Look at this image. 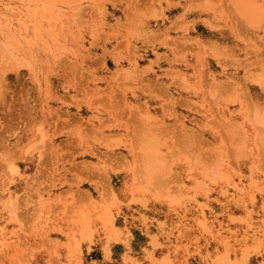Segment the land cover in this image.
Here are the masks:
<instances>
[{"label":"rangeland","instance_id":"1","mask_svg":"<svg viewBox=\"0 0 264 264\" xmlns=\"http://www.w3.org/2000/svg\"><path fill=\"white\" fill-rule=\"evenodd\" d=\"M228 1L0 0V264H264V0Z\"/></svg>","mask_w":264,"mask_h":264},{"label":"bare ground","instance_id":"2","mask_svg":"<svg viewBox=\"0 0 264 264\" xmlns=\"http://www.w3.org/2000/svg\"><path fill=\"white\" fill-rule=\"evenodd\" d=\"M234 0H232V1H228L229 2V5L231 4L232 5V7L230 6V8H233V6H234V2H236V0L233 2ZM257 1V0H256ZM227 2V3H228ZM253 2V1H252ZM263 2V1H262ZM236 3H238L237 4V7H234L233 9H235V8H237V9H239L238 11H237V13L238 14H241V15H237L236 14V12H235V10H233L234 11V16H235V14H236V20L238 19V16L240 17V18H243L244 17V14L243 13H240V12H247V14L249 13V12H252L251 13V15L253 14V13H255L256 15H258L257 14V12H258V10H259V8H261L262 7V5L264 4H262V3H258V4H262L260 7H258V5H256V4H254L253 5V3H251V2H249L248 0H237V2ZM236 3H235V6H236ZM255 3H257V2H255ZM228 6V5H227ZM229 7V6H228ZM255 7H257L258 8V10H256V8ZM264 8V7H263ZM263 8H261V9H263ZM236 9V10H237ZM254 10H256L255 12H254ZM260 12V11H259ZM261 12H263L264 13V9L263 10H261ZM260 12V13H261ZM259 13V14H260ZM263 13H261V15H262V17L264 16L263 15ZM250 14V13H249ZM250 15V16H251ZM256 15H252V18L251 17H249V18H251L250 20L252 21V23L253 22H255V20H258L260 17L259 16H257L256 17ZM260 15V16H261ZM253 17H255V18H253ZM244 19H247V18H245L244 17ZM244 19H242L245 23H247L246 22V20H244ZM253 19H255L254 21H253ZM262 19V18H261ZM238 20H240V19H238ZM249 19H247V21H248V23L249 22H251ZM243 21H241V23L243 22ZM261 21H263V20H261ZM257 22H260L259 20L257 21ZM248 23H247V25H248ZM244 24V23H243ZM250 24V23H249ZM257 24V23H256ZM6 49V48H5ZM10 52V51H9ZM7 53H8V50H7ZM7 55H9V56H11V54H7ZM14 56V55H13ZM256 116V115H255ZM257 118H259V115H258V117ZM256 117H255V119H257ZM262 118V117H261ZM261 118H259V119H261ZM264 118V117H263ZM261 122V121H260ZM262 124L264 123L263 121L261 122ZM144 129V128H143ZM148 129V128H147ZM147 129H146V132H147ZM149 131V130H148ZM145 132V131H144ZM135 135H139V133H135ZM145 135V134H144ZM143 136V135H142ZM139 137V136H138ZM142 138H144V136L142 137ZM147 138H149V137H147ZM146 139V138H145ZM155 139H156V137H155ZM154 139V140H155ZM142 140H144V139H142ZM150 141V140H149ZM148 142V141H147ZM151 142V141H150ZM145 144V143H144ZM140 146V145H139ZM156 146V144H154L153 143V141L151 142V144H149L148 146H147V149L146 150H148V155H146V158H147V164H148V167H149V169H150V171L147 173V170H146V173H147V176H148V174H150V172H151V174H152V177L149 175V177H151V179L153 178H155V175H157V174H155L154 172L156 171V170H158L159 169V161H160V157H159V155H161V154H159L158 152H157V147H155ZM146 147V146H145ZM142 147H140V149H141ZM139 149V150H140ZM142 152V151H141ZM143 153V152H142ZM159 154V155H158ZM163 156V155H162ZM140 158V157H139ZM142 158H143V156H142ZM141 159V158H140ZM146 164V163H145ZM144 164V165H145ZM140 166H141V164H140ZM160 171V170H159ZM153 174H154V176H153ZM159 175H161V174H159ZM157 178H156V181H158L157 179H159L158 178V176H156ZM151 179H149V181L151 180ZM162 181V180H161ZM160 180H159V182H161ZM153 182H155V181H153ZM152 182V183H153ZM155 184H156V182H155ZM158 184V183H157Z\"/></svg>","mask_w":264,"mask_h":264}]
</instances>
